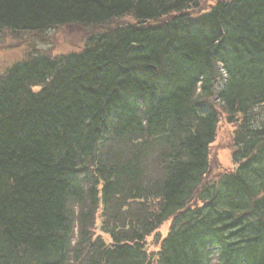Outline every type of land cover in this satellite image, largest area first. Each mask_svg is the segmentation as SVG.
Instances as JSON below:
<instances>
[{
    "label": "trees",
    "instance_id": "obj_1",
    "mask_svg": "<svg viewBox=\"0 0 264 264\" xmlns=\"http://www.w3.org/2000/svg\"><path fill=\"white\" fill-rule=\"evenodd\" d=\"M200 1L0 0L13 32L137 21L0 77V264H264V0ZM213 101L237 165L211 184Z\"/></svg>",
    "mask_w": 264,
    "mask_h": 264
},
{
    "label": "rangeland",
    "instance_id": "obj_2",
    "mask_svg": "<svg viewBox=\"0 0 264 264\" xmlns=\"http://www.w3.org/2000/svg\"><path fill=\"white\" fill-rule=\"evenodd\" d=\"M217 0H201L199 6L189 10L191 15L208 10ZM137 23L131 16H123L113 19L109 25L83 27L78 24H68L53 27L43 34L36 32H13L8 29H0V77L17 60L25 59L35 55L54 56L66 54L72 51L81 50L87 38L94 34L103 32L105 28L114 26L117 23ZM149 22V21H148ZM143 22L140 24H145ZM214 106L218 111V123L216 126L215 137L208 148V172L205 181L213 183L218 180L220 175L228 170L235 168L232 153L234 150L233 136L236 125L228 123L226 116L221 112V108L216 101ZM75 210L79 208L74 206ZM102 218L99 210L96 213L93 226L89 230L94 237L103 239L106 243L110 241L107 234L101 231ZM169 222H165L155 233L146 237L145 249L149 252H156L159 241L165 235ZM89 231V233H90ZM78 235L77 225L75 228L74 240ZM74 241V242H75ZM154 264V263H151Z\"/></svg>",
    "mask_w": 264,
    "mask_h": 264
},
{
    "label": "bare ground",
    "instance_id": "obj_3",
    "mask_svg": "<svg viewBox=\"0 0 264 264\" xmlns=\"http://www.w3.org/2000/svg\"><path fill=\"white\" fill-rule=\"evenodd\" d=\"M69 204H70V206H71V209H73V207L75 206L74 203H72V201H71V202L69 201ZM69 210H70V209H69ZM70 211H71V210H70Z\"/></svg>",
    "mask_w": 264,
    "mask_h": 264
}]
</instances>
